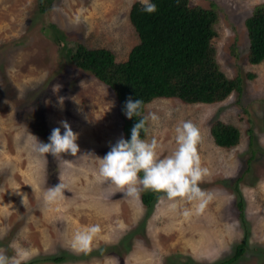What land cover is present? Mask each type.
<instances>
[{
  "label": "rangeland",
  "instance_id": "rangeland-1",
  "mask_svg": "<svg viewBox=\"0 0 264 264\" xmlns=\"http://www.w3.org/2000/svg\"><path fill=\"white\" fill-rule=\"evenodd\" d=\"M137 2L55 0L44 14L38 0H0V252L16 257L27 251L30 259L21 264H222L246 240L233 264H264V61H248L245 26L264 0H190L216 5L212 44L225 75L242 78L241 95L216 104L155 99L145 107L144 140L155 138L162 157L177 148L180 122L200 129L198 151L209 173L199 185L206 193L200 212L196 202L179 200L173 209L163 193L141 187L129 197L100 181L95 157L124 139L117 98L94 75L70 65L45 33L54 24L66 45L105 48L125 61L139 42L129 18ZM63 120L78 133L77 156L33 151L32 136L49 142L54 128L63 134ZM216 120L240 130L238 146L215 145L210 129ZM59 183L63 198L47 202V189ZM149 193L156 199L146 206L142 198ZM91 225L101 227L92 250L76 251L74 234ZM55 257L66 259L56 263Z\"/></svg>",
  "mask_w": 264,
  "mask_h": 264
},
{
  "label": "trees",
  "instance_id": "trees-1",
  "mask_svg": "<svg viewBox=\"0 0 264 264\" xmlns=\"http://www.w3.org/2000/svg\"><path fill=\"white\" fill-rule=\"evenodd\" d=\"M54 2L38 0L40 12H51ZM151 3L157 7L154 13L145 12L141 2L131 8L129 18L139 42L122 62L105 48H89L80 43L66 45L67 37L54 24L45 29L70 65L91 73L115 94L123 117L125 140H130L134 125L146 117V105L155 99L176 98L187 104H216L234 93L241 95L243 92L242 78L225 75L212 44L218 35L216 26L220 20L216 5L204 8L193 5L190 0H151ZM245 26L248 61L259 65L264 61V3L253 9ZM129 99L143 102L140 115L131 119L125 115ZM147 125L146 120L141 139L146 135ZM210 133L215 145L221 148L232 149L241 141L240 130L221 120L212 124ZM140 175L142 177L143 173ZM155 199V193H149L142 201L150 206ZM245 246L246 240L238 245L235 255L222 264H233L241 259ZM65 259L55 257L51 261L61 263Z\"/></svg>",
  "mask_w": 264,
  "mask_h": 264
},
{
  "label": "clouds",
  "instance_id": "clouds-1",
  "mask_svg": "<svg viewBox=\"0 0 264 264\" xmlns=\"http://www.w3.org/2000/svg\"><path fill=\"white\" fill-rule=\"evenodd\" d=\"M143 10L154 13L157 7L151 0H140ZM142 101L129 99L125 104V115L131 119L139 116ZM148 118L138 120L131 130L130 140L119 139L111 150L103 157H95L99 161L98 178L101 182H108L129 197H137L142 187L146 190L163 193L170 207L175 209L177 201L186 200L196 202V211L200 212L206 204V193L199 187L209 174L202 166L198 146L202 141L200 129L191 121H182L175 128V143L177 148L166 156L158 153L159 144L155 138L150 142L141 139V130L145 129ZM153 121L157 117L152 116ZM64 131L56 127L51 131L49 142L43 143L33 137L32 149L40 155L61 158L65 154L76 157L80 152L77 144L78 133L74 132L70 124L60 121ZM141 173H143L141 177ZM65 186L62 183L51 186L45 193L47 202H55L63 198ZM164 197H162L163 199ZM191 212L185 210L184 216ZM99 225H91L78 231L73 237V248L79 252H90L98 233ZM30 259L27 251L18 252L16 257H9L0 252V264H21L22 260Z\"/></svg>",
  "mask_w": 264,
  "mask_h": 264
}]
</instances>
